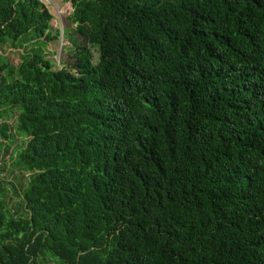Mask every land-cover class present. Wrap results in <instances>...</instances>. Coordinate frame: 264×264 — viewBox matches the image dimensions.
I'll return each instance as SVG.
<instances>
[{
  "label": "trees",
  "instance_id": "1",
  "mask_svg": "<svg viewBox=\"0 0 264 264\" xmlns=\"http://www.w3.org/2000/svg\"><path fill=\"white\" fill-rule=\"evenodd\" d=\"M64 1L57 68L43 1L0 0L28 180L23 216L0 187V264H264V0Z\"/></svg>",
  "mask_w": 264,
  "mask_h": 264
},
{
  "label": "rangeland",
  "instance_id": "2",
  "mask_svg": "<svg viewBox=\"0 0 264 264\" xmlns=\"http://www.w3.org/2000/svg\"><path fill=\"white\" fill-rule=\"evenodd\" d=\"M45 6L49 9L54 19L52 21L53 29L60 32V37L56 41L50 42L46 51L49 53L48 58L53 59L57 68H63L69 65L71 60V49L76 44H83L84 40L76 32V26L71 23L70 15L73 12V7L70 2L64 0H42ZM95 53V62L97 61V53ZM19 51L14 49H4L5 57H10L11 62L15 65L20 62ZM19 112L10 114L7 118L0 119V124L7 122L12 126L16 124V119ZM25 139L20 135L15 134V138L8 146L9 142H4L0 136V144H4L0 149V187L5 188L4 201L5 205L11 209V213L16 216H23L26 213V206L23 200V191L28 186L27 175L24 176L13 166L17 151L23 146ZM55 264V261H52Z\"/></svg>",
  "mask_w": 264,
  "mask_h": 264
}]
</instances>
